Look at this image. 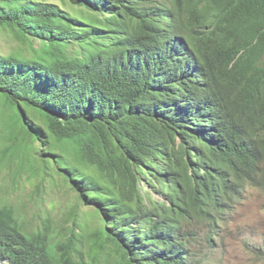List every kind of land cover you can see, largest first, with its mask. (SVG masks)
Masks as SVG:
<instances>
[{
	"label": "trees",
	"instance_id": "1",
	"mask_svg": "<svg viewBox=\"0 0 264 264\" xmlns=\"http://www.w3.org/2000/svg\"><path fill=\"white\" fill-rule=\"evenodd\" d=\"M0 25L22 42L0 52V167L56 172L100 211L89 232L0 198V261L98 264L107 244L114 264H207L264 191V0H0ZM175 111L205 147L177 142Z\"/></svg>",
	"mask_w": 264,
	"mask_h": 264
},
{
	"label": "rangeland",
	"instance_id": "2",
	"mask_svg": "<svg viewBox=\"0 0 264 264\" xmlns=\"http://www.w3.org/2000/svg\"><path fill=\"white\" fill-rule=\"evenodd\" d=\"M48 1L60 3V0ZM21 44L10 29L0 25V52L9 53ZM5 161L7 164L0 167V198L19 207H27L30 212L28 217L34 224L38 220L37 213L48 212L58 223L68 225L73 220L78 222L77 230H82L84 226L89 232L99 228L100 211L80 202L75 190L64 183L56 172L52 177L44 178L42 172L35 175L25 168L19 170L16 176L19 161ZM149 189L154 197H161L156 193L158 188ZM44 210L47 211L43 212ZM224 220L225 224L219 228L220 233L213 236L214 249L207 251L203 258L204 263L264 264V191L247 188L243 198L228 212ZM89 243L88 237H84L81 244L87 262H90ZM102 247L94 256L98 264H114L115 251L107 244Z\"/></svg>",
	"mask_w": 264,
	"mask_h": 264
},
{
	"label": "clouds",
	"instance_id": "3",
	"mask_svg": "<svg viewBox=\"0 0 264 264\" xmlns=\"http://www.w3.org/2000/svg\"><path fill=\"white\" fill-rule=\"evenodd\" d=\"M174 114H178L177 115V120L179 122L181 121V123L176 124V125H173V124L170 123V127H171L172 131L175 132V134L177 136V138H176L177 142L181 141V142H183V144L185 146H187V143L190 144L192 142V140H193L192 136H195V135L199 134V137L196 138V139L199 141V144H201L202 146L205 147V145L207 144V141L209 140L211 135H209V133H206V132L202 133L199 130V124L198 123L196 124V122H193V121L192 122H188L186 120L187 118H185V117H188V116H187V114H185L184 111H181V112L175 111ZM209 122L212 123V120L209 119ZM177 127H181L182 129L181 130H179V129L176 130ZM184 130H185V132H183ZM181 132H183V133H181ZM148 189H149V187H148ZM156 193L160 194L157 191H156ZM158 198L161 199L162 196L158 197ZM1 261L4 262L3 264H5V263L8 264V262L6 260H1Z\"/></svg>",
	"mask_w": 264,
	"mask_h": 264
},
{
	"label": "water",
	"instance_id": "4",
	"mask_svg": "<svg viewBox=\"0 0 264 264\" xmlns=\"http://www.w3.org/2000/svg\"><path fill=\"white\" fill-rule=\"evenodd\" d=\"M3 263H4V262H2V261L0 262V264H3Z\"/></svg>",
	"mask_w": 264,
	"mask_h": 264
}]
</instances>
